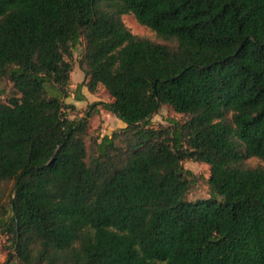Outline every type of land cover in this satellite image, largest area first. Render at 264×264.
<instances>
[{
  "label": "trees",
  "instance_id": "trees-1",
  "mask_svg": "<svg viewBox=\"0 0 264 264\" xmlns=\"http://www.w3.org/2000/svg\"><path fill=\"white\" fill-rule=\"evenodd\" d=\"M78 45L74 99L102 87L89 108L124 124L91 155L64 102ZM3 80L5 264H264V0H0ZM162 106L185 120L152 127ZM185 160L210 198L185 199Z\"/></svg>",
  "mask_w": 264,
  "mask_h": 264
},
{
  "label": "rangeland",
  "instance_id": "rangeland-1",
  "mask_svg": "<svg viewBox=\"0 0 264 264\" xmlns=\"http://www.w3.org/2000/svg\"><path fill=\"white\" fill-rule=\"evenodd\" d=\"M122 21L124 25L129 29V31L142 38L149 39L153 42L164 44L170 47H175V42H168L160 39L147 27H144L136 22L134 17L131 14L123 15ZM82 53V46L78 45L73 50V69L77 66V60L79 59ZM72 83V81H71ZM0 101H6L9 96L13 94L11 84L6 80L0 82ZM75 87H69V96L74 95ZM94 101H87L85 104L75 107L73 110L66 111V114L69 118L79 119L85 117L88 113L92 114V117L88 120L89 130L87 135L84 138L87 153L92 154L95 142L101 138L103 135H111L113 132L118 131L124 127L122 121L117 119L113 114L104 110L102 106L96 105L92 108H89L92 104H99L100 102L108 103L111 101L110 97L107 95L106 91L99 87L94 93ZM99 113V114H96ZM182 122L185 120L180 114L175 113L170 107L162 106L158 113L154 115L151 119V126L154 128L168 126L170 121ZM248 164L256 165L257 160L251 158L247 160ZM183 168L189 170L193 174V178L190 180V186L188 192L185 196V199L189 202H195L197 200L208 199L210 198L209 187H208V177H209V167L205 164H198L188 160L182 162ZM9 190V187H8ZM5 208L8 207L7 200H4ZM7 238L0 232V264H5L7 260V248L8 243L6 242ZM10 264H15V261H12Z\"/></svg>",
  "mask_w": 264,
  "mask_h": 264
},
{
  "label": "crops",
  "instance_id": "crops-1",
  "mask_svg": "<svg viewBox=\"0 0 264 264\" xmlns=\"http://www.w3.org/2000/svg\"><path fill=\"white\" fill-rule=\"evenodd\" d=\"M70 79L72 81V83L70 84V88L75 87V89H76L77 85L83 81V74L78 69L77 66H76V68L73 69L71 76H70ZM80 94L83 96L82 100L74 99V95L71 94L70 96H68L67 99H65L64 102L66 104H70V105H73L75 107H79V106L85 104L87 101H94L93 100L94 94L89 93L88 90L86 89V87H81ZM96 114H99V113H96Z\"/></svg>",
  "mask_w": 264,
  "mask_h": 264
}]
</instances>
